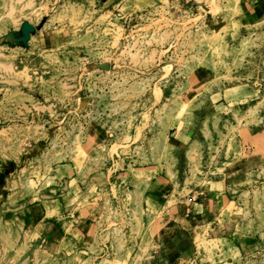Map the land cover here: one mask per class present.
I'll list each match as a JSON object with an SVG mask.
<instances>
[{"label": "rangeland", "instance_id": "1", "mask_svg": "<svg viewBox=\"0 0 264 264\" xmlns=\"http://www.w3.org/2000/svg\"><path fill=\"white\" fill-rule=\"evenodd\" d=\"M260 127L264 0H0V264H264V161L225 179ZM208 187L252 253L225 258L209 225L190 256L161 244Z\"/></svg>", "mask_w": 264, "mask_h": 264}, {"label": "crops", "instance_id": "2", "mask_svg": "<svg viewBox=\"0 0 264 264\" xmlns=\"http://www.w3.org/2000/svg\"><path fill=\"white\" fill-rule=\"evenodd\" d=\"M241 145L243 150L249 148L250 151L247 157L235 162V169L227 172L225 179L231 183L239 182L246 173L254 171L264 161V127L255 128L246 135ZM233 201L228 190L208 187L199 191L195 197L187 198L184 204L170 205L165 210L167 217L162 219V225L167 229L162 231L161 244L167 243L170 253L175 254L176 258L181 254L190 256L195 252V232L209 225L210 235L216 236L223 244L225 258L241 256L247 250L252 253L257 249L258 237L237 230L240 219L235 214L236 205L231 206ZM228 207L231 208L228 210ZM17 210L23 212L26 225L41 223L43 227L51 228L48 212L41 202L28 201Z\"/></svg>", "mask_w": 264, "mask_h": 264}, {"label": "water", "instance_id": "3", "mask_svg": "<svg viewBox=\"0 0 264 264\" xmlns=\"http://www.w3.org/2000/svg\"><path fill=\"white\" fill-rule=\"evenodd\" d=\"M22 30L24 32V38H27L29 36L30 32L34 30V27L31 23L24 22L22 24Z\"/></svg>", "mask_w": 264, "mask_h": 264}]
</instances>
